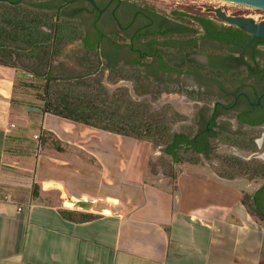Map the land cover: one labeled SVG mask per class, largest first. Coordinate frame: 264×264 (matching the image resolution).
I'll return each mask as SVG.
<instances>
[{"label": "crops", "instance_id": "crops-1", "mask_svg": "<svg viewBox=\"0 0 264 264\" xmlns=\"http://www.w3.org/2000/svg\"><path fill=\"white\" fill-rule=\"evenodd\" d=\"M16 79L0 66V264H264V225L238 178L183 166L176 189L153 180L149 143L41 113Z\"/></svg>", "mask_w": 264, "mask_h": 264}, {"label": "trees", "instance_id": "trees-1", "mask_svg": "<svg viewBox=\"0 0 264 264\" xmlns=\"http://www.w3.org/2000/svg\"><path fill=\"white\" fill-rule=\"evenodd\" d=\"M59 1L61 4L56 8L50 7L47 1L22 2L18 5L0 1V66L14 70L17 85L32 92L30 95L33 99L26 102L29 107L36 106L41 113L149 143L153 150L162 151V154L149 158V174L152 177L163 175L170 180L174 189L181 167L201 166L204 157L220 163L222 168L214 172L220 178H244L254 183L264 181V162L210 154L215 145L221 144L256 153L257 137L252 131L230 133L213 130L212 133L200 131L197 135L194 124L175 131V124L186 122L184 116L169 105L159 110L153 106L165 89L153 82L150 73L145 71L152 63L151 44H147L148 53L143 61L135 60L134 65L115 62L114 54L125 43V38L114 35L105 37L112 46V51H107L100 45L102 36L87 33L80 21L66 11L78 4L77 0ZM83 11V8H77L74 13ZM149 13L153 17L163 18L162 24L169 23L170 29L164 35L167 39L185 41L177 42L174 49L166 47L163 50L177 58H184L176 67L191 73L202 72L204 66L187 59V56L214 51L204 49L196 40L197 34L201 30L207 31L213 23L207 18L208 14L175 11L178 19L171 20L152 11ZM94 36L97 40H94ZM167 63L170 66L174 64ZM121 81L133 85L135 97L127 87L120 86L110 91L105 85L107 82L115 86ZM184 92L190 101L201 102L199 92ZM194 122H199L198 113ZM42 144L63 150V144L50 132H44ZM263 188L255 194L243 192L242 197L247 212L262 225L264 201L260 196ZM61 215L78 223L98 218L91 213L70 210H62Z\"/></svg>", "mask_w": 264, "mask_h": 264}, {"label": "flooded vegetation", "instance_id": "flooded-vegetation-1", "mask_svg": "<svg viewBox=\"0 0 264 264\" xmlns=\"http://www.w3.org/2000/svg\"><path fill=\"white\" fill-rule=\"evenodd\" d=\"M3 1V0H0ZM11 1L12 0H4ZM18 0H16L17 2ZM29 0H22L28 2ZM48 0H30L35 3ZM84 9L91 16L92 28L89 32L102 36L100 45L108 42L105 35L111 26H116L122 37L127 40L115 53L133 55L136 61H143L150 43L151 66L146 67L153 82L167 91L162 96L187 99L184 91L199 92L201 97L199 122H193L200 131L212 133L213 130H225L237 133L264 127V38L257 37L250 41L252 35L244 29L228 25L215 16H207L213 23L210 28L201 30L196 40L204 49L214 51L189 54L187 59L204 66L200 73H191L187 69L176 67L184 58H177L173 53L163 51L166 47L175 48L178 39H167L166 30L169 23L162 24L163 18L150 15L145 9H135L120 0L98 1L97 10L88 1ZM232 17H246L257 23L264 21V9L246 6ZM94 40H97L94 36ZM167 62L174 63L172 66ZM212 72H210V71ZM242 130H235V129ZM260 138L255 141L259 147ZM264 189V188H263ZM260 198L264 201V190Z\"/></svg>", "mask_w": 264, "mask_h": 264}, {"label": "rangeland", "instance_id": "rangeland-1", "mask_svg": "<svg viewBox=\"0 0 264 264\" xmlns=\"http://www.w3.org/2000/svg\"><path fill=\"white\" fill-rule=\"evenodd\" d=\"M107 1H109V0H107ZM113 1H116V0H113ZM120 1L123 2L124 4H127L129 7L135 9V11L138 9H145L147 11H152V12L156 13L160 17H167L171 20H174V19L177 20L178 19V17H176V15L174 14L175 11L192 13L193 15L208 14L207 16H210V17L215 16L214 13L205 12V11L192 9V8H188V7H182V6L162 3V2L155 1V0H120ZM26 3L30 4L32 2H30V0H29ZM48 3H49V6L53 7V8H56L57 6H59L61 4L59 0H48ZM87 6H88V4L86 2L80 1L78 4H76V6H74L75 8L74 7L72 9L67 8L66 11L68 13H71L72 14L71 16L75 20L80 21L82 28L86 32H89L92 28V19L93 18L91 16L87 15L85 12H81V13L75 12L74 13L75 9H77V8L78 9L79 8L85 9ZM107 31L110 32V34H112L114 36H118L119 38H123L121 33L119 32V30L117 29V27L114 25L111 26L110 28H108ZM106 36H107V34H106ZM125 42H127L126 39H125ZM102 46L107 51H112V46L109 42H105ZM114 60H115V62L124 63L127 65H132V64L134 65V62H135V58L133 57V55H130V54L124 55L122 53L121 54L115 53L114 54ZM65 61H67L68 63H71V61H68L67 59H65ZM106 86L111 91H114L117 87H120V86L127 87L131 91V94L135 97V94L133 91V85L130 82L121 81L115 86L109 85V84H106ZM17 87H18V89H20L19 91H26L28 93L31 92L28 89L21 88L20 84H19V86L17 85ZM164 91H167V89H165ZM21 98L24 99L25 101L32 99L31 96H29V94H23V96ZM165 105L171 106L175 112L180 113L182 116H184L186 122H183V123L178 122L177 124H175L173 126L175 131H179L185 127H190L191 125H193V122L195 120V116L197 115V113L200 110L201 103L200 102H194V101L192 102L188 98L187 99H183V98H171L170 99V97L161 95L159 97V100L153 104V106L156 110H159L162 106H165ZM235 130H242V129L237 128ZM248 131H252V134L254 136H256L257 138L258 137L260 138L259 149L256 153H251L248 151H242V150H239L237 148H233V147L221 144V145H215L211 149L210 154H217L219 156L233 155V156L241 157L244 160H253L254 159V160L264 162V127L258 128V129H252V130H248ZM160 154H162V151L159 152L158 150L152 149L151 158L154 157L155 155H160ZM154 159H156V158H154ZM153 161L156 162L157 160H153ZM219 164L217 161L207 160L204 157L203 165L197 166V167L204 168L210 172H215V169L219 170L222 168V166L220 167ZM152 178L154 180L156 177H152ZM238 180L242 186L241 189H243V192L247 193L245 191H247V185H248L249 181L247 179H244V178H238ZM263 184H264V181L255 182L250 187V191L259 189Z\"/></svg>", "mask_w": 264, "mask_h": 264}, {"label": "water", "instance_id": "water-1", "mask_svg": "<svg viewBox=\"0 0 264 264\" xmlns=\"http://www.w3.org/2000/svg\"><path fill=\"white\" fill-rule=\"evenodd\" d=\"M4 1V0H3ZM22 0L17 2H11V4H20ZM88 1L95 9L99 10L95 0ZM162 3L188 7L205 12L216 13L217 17L226 22L228 25L237 26L252 35L250 41H253L257 37L264 38V21L257 23L254 19L246 17H232L237 11L245 10L246 6H255L264 9V0H155ZM214 13V14H215ZM166 96V95H164ZM179 95L171 98H179Z\"/></svg>", "mask_w": 264, "mask_h": 264}, {"label": "built area", "instance_id": "built-area-1", "mask_svg": "<svg viewBox=\"0 0 264 264\" xmlns=\"http://www.w3.org/2000/svg\"><path fill=\"white\" fill-rule=\"evenodd\" d=\"M36 138H38V137H36ZM20 210V209H19Z\"/></svg>", "mask_w": 264, "mask_h": 264}]
</instances>
